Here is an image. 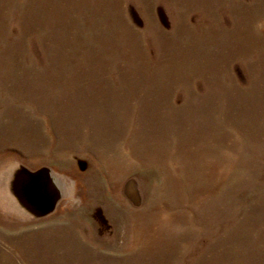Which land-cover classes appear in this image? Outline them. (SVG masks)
Wrapping results in <instances>:
<instances>
[{"label":"rangeland","instance_id":"rangeland-1","mask_svg":"<svg viewBox=\"0 0 264 264\" xmlns=\"http://www.w3.org/2000/svg\"><path fill=\"white\" fill-rule=\"evenodd\" d=\"M0 264H264V0H0Z\"/></svg>","mask_w":264,"mask_h":264},{"label":"water","instance_id":"water-1","mask_svg":"<svg viewBox=\"0 0 264 264\" xmlns=\"http://www.w3.org/2000/svg\"><path fill=\"white\" fill-rule=\"evenodd\" d=\"M35 184L32 186V188L29 189L30 202H32L34 205H37L38 207H40L42 209H47L51 205V199H50V197H48V195H46L43 192L48 197V202H47L48 204L45 205V204H42L41 202H39L38 200H36L35 197L33 196V191H34Z\"/></svg>","mask_w":264,"mask_h":264},{"label":"bare ground","instance_id":"bare-ground-1","mask_svg":"<svg viewBox=\"0 0 264 264\" xmlns=\"http://www.w3.org/2000/svg\"><path fill=\"white\" fill-rule=\"evenodd\" d=\"M35 186H37L38 187V194L37 195H35L34 197H35V199L36 200H38L39 202H42V204H48L47 202H48V197L45 195V196H43V194L40 192V190H39V186L38 185H35Z\"/></svg>","mask_w":264,"mask_h":264}]
</instances>
